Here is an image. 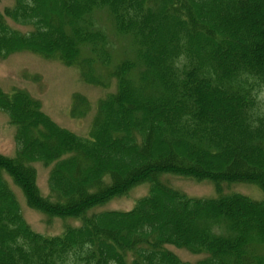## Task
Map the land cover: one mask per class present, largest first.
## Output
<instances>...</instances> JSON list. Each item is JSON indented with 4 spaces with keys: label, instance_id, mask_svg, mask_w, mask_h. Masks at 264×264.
<instances>
[{
    "label": "trees",
    "instance_id": "16d2710c",
    "mask_svg": "<svg viewBox=\"0 0 264 264\" xmlns=\"http://www.w3.org/2000/svg\"><path fill=\"white\" fill-rule=\"evenodd\" d=\"M112 32L128 44L118 62ZM20 51L117 87L88 138L0 88L17 145L0 154V264H189L170 246L205 254L197 264H264V198L222 193L245 183L264 196V0H14L0 9V57ZM87 106L79 96L74 113ZM37 163L52 165L48 196ZM168 175L218 195L190 197ZM9 180L31 209L79 225L35 232ZM143 184L133 209L94 212Z\"/></svg>",
    "mask_w": 264,
    "mask_h": 264
},
{
    "label": "rangeland",
    "instance_id": "374dc122",
    "mask_svg": "<svg viewBox=\"0 0 264 264\" xmlns=\"http://www.w3.org/2000/svg\"><path fill=\"white\" fill-rule=\"evenodd\" d=\"M14 0H0V9L12 6ZM14 28L28 32L31 28H24L13 23ZM110 23L107 22V27ZM111 40L115 43V62L122 59L123 44L122 38L110 34ZM116 80H112L109 86L88 84L82 77V71L78 66H66L59 59H48L40 54L29 51H20L6 57H0V88L8 95L17 91L28 93L40 103L41 110L50 116L59 126L66 128L77 135L88 138L97 114L98 103L109 93L116 91ZM79 96L85 97L89 106L80 116L74 113L75 101ZM84 108V109H86ZM16 128L11 124L9 116L0 111V154L14 156L16 145ZM52 166V165H51ZM51 166L42 163L35 164L37 171V183L44 195H49L48 179ZM163 181L173 188L185 193L190 197L213 198L218 195L215 186L209 181L197 182L193 179L178 176H164ZM20 204L22 215L30 227L45 236L60 235L66 226L79 225L72 219L61 220L48 218L42 213L31 209L22 191L9 180ZM149 185L143 184L135 187L130 193L123 197L116 198L104 207L96 209L100 211H129L134 208L136 202L148 195ZM222 193L242 194L257 201L263 200L261 190L253 185L235 183L223 184ZM183 262L197 264L203 260L205 254H194L186 249L168 247Z\"/></svg>",
    "mask_w": 264,
    "mask_h": 264
}]
</instances>
